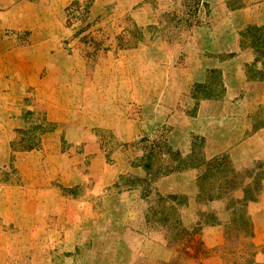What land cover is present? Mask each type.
<instances>
[{"label": "rangeland", "instance_id": "1", "mask_svg": "<svg viewBox=\"0 0 264 264\" xmlns=\"http://www.w3.org/2000/svg\"><path fill=\"white\" fill-rule=\"evenodd\" d=\"M264 0H0V264H264Z\"/></svg>", "mask_w": 264, "mask_h": 264}, {"label": "trees", "instance_id": "2", "mask_svg": "<svg viewBox=\"0 0 264 264\" xmlns=\"http://www.w3.org/2000/svg\"><path fill=\"white\" fill-rule=\"evenodd\" d=\"M262 30L264 31V28Z\"/></svg>", "mask_w": 264, "mask_h": 264}]
</instances>
